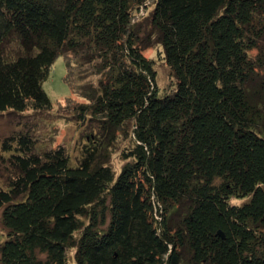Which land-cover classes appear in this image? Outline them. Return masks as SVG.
<instances>
[{
    "label": "trees",
    "instance_id": "obj_1",
    "mask_svg": "<svg viewBox=\"0 0 264 264\" xmlns=\"http://www.w3.org/2000/svg\"><path fill=\"white\" fill-rule=\"evenodd\" d=\"M60 55L91 144L2 141L0 264H264V0H0V112Z\"/></svg>",
    "mask_w": 264,
    "mask_h": 264
},
{
    "label": "rangeland",
    "instance_id": "obj_2",
    "mask_svg": "<svg viewBox=\"0 0 264 264\" xmlns=\"http://www.w3.org/2000/svg\"><path fill=\"white\" fill-rule=\"evenodd\" d=\"M160 46L144 50V54L153 59L158 69L157 84L165 90H169L172 81L169 79L168 70L161 59H156V51ZM66 64L63 56H58L49 68V74L43 82L42 87L51 100L52 107L48 110H33L30 108L22 112L3 111L0 112V148L2 141L11 135L19 133L27 134L32 140L33 151L38 154L56 149L61 146L70 157V164L76 165L82 157L83 149L86 144H91L87 140V134H91L94 125L88 121L80 122L71 109L65 105L67 97H72L76 102H82L81 98L71 91L70 86L65 81ZM169 92V91H168ZM171 92V90H170ZM95 131V130H93ZM89 141V142H88ZM130 142L125 141L121 136L118 137L115 146H112L109 158L111 166L116 172L124 163L121 152ZM1 153V149H0ZM8 156V154H5ZM9 171L0 162V186H7ZM0 208V240L5 234L1 223ZM70 264H75L73 250L68 252Z\"/></svg>",
    "mask_w": 264,
    "mask_h": 264
}]
</instances>
